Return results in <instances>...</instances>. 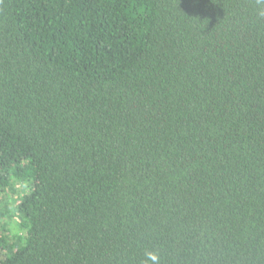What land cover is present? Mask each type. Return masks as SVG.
Listing matches in <instances>:
<instances>
[{
    "label": "trees",
    "instance_id": "obj_1",
    "mask_svg": "<svg viewBox=\"0 0 264 264\" xmlns=\"http://www.w3.org/2000/svg\"><path fill=\"white\" fill-rule=\"evenodd\" d=\"M0 198V264H264V0H0Z\"/></svg>",
    "mask_w": 264,
    "mask_h": 264
},
{
    "label": "clouds",
    "instance_id": "obj_2",
    "mask_svg": "<svg viewBox=\"0 0 264 264\" xmlns=\"http://www.w3.org/2000/svg\"><path fill=\"white\" fill-rule=\"evenodd\" d=\"M146 261L145 264H147L148 261H151V264H159V256L155 252H146Z\"/></svg>",
    "mask_w": 264,
    "mask_h": 264
},
{
    "label": "rangeland",
    "instance_id": "obj_3",
    "mask_svg": "<svg viewBox=\"0 0 264 264\" xmlns=\"http://www.w3.org/2000/svg\"><path fill=\"white\" fill-rule=\"evenodd\" d=\"M1 198H2V197H1ZM1 198H0V200H3V199H1ZM0 208H3V207H2V206H0ZM1 225H2V224H1ZM1 225H0V226H1Z\"/></svg>",
    "mask_w": 264,
    "mask_h": 264
}]
</instances>
